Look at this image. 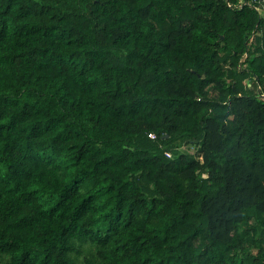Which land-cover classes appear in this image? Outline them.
<instances>
[{
	"label": "trees",
	"instance_id": "trees-1",
	"mask_svg": "<svg viewBox=\"0 0 264 264\" xmlns=\"http://www.w3.org/2000/svg\"><path fill=\"white\" fill-rule=\"evenodd\" d=\"M0 264H264V2L0 0Z\"/></svg>",
	"mask_w": 264,
	"mask_h": 264
},
{
	"label": "rangeland",
	"instance_id": "rangeland-1",
	"mask_svg": "<svg viewBox=\"0 0 264 264\" xmlns=\"http://www.w3.org/2000/svg\"><path fill=\"white\" fill-rule=\"evenodd\" d=\"M179 150L180 151H190V152H193L195 150V148L192 145L183 144V145L180 146ZM168 155H170V154H168Z\"/></svg>",
	"mask_w": 264,
	"mask_h": 264
},
{
	"label": "built area",
	"instance_id": "built-area-1",
	"mask_svg": "<svg viewBox=\"0 0 264 264\" xmlns=\"http://www.w3.org/2000/svg\"><path fill=\"white\" fill-rule=\"evenodd\" d=\"M253 2L257 3L258 5H262L264 0H252ZM151 135V134H150ZM153 136V135H152Z\"/></svg>",
	"mask_w": 264,
	"mask_h": 264
}]
</instances>
